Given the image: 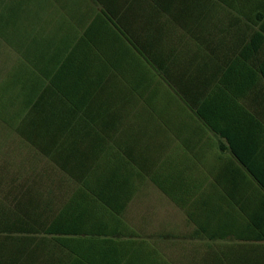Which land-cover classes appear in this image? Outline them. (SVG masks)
Segmentation results:
<instances>
[{"label": "crops", "instance_id": "1", "mask_svg": "<svg viewBox=\"0 0 264 264\" xmlns=\"http://www.w3.org/2000/svg\"><path fill=\"white\" fill-rule=\"evenodd\" d=\"M167 6L158 5L156 0L43 1L45 9H66L69 30L73 29L68 35L75 43L86 40L104 47L106 42L105 50H94L104 56L156 58L154 70L161 85L171 89L181 109L186 107L190 114L187 121L195 126L187 129L186 145L172 139L165 154L158 156L161 161L169 153L172 165L179 160L186 163L188 202L201 199L205 209H234L241 215V207H247L255 210L251 215L264 218V209L259 205L262 200H257L264 199V0H176L170 4L174 17L168 16ZM48 57V51H36V60L26 65L33 69L45 66ZM76 82L74 86L67 83L66 89L73 90L70 96L78 99L83 92L82 88L78 92V77ZM116 89L114 81H106L103 87L96 88L91 99L87 95L85 102L102 106V117L112 119L105 108L111 105V111L121 101V92ZM184 90L185 97L180 93ZM201 111L203 116L199 115ZM92 118L99 116L78 113V124ZM71 128L52 134H35L29 129L22 133L11 128V136L28 149L23 161L32 169L60 167L50 158L58 151L70 156L65 159L68 167L73 163L78 167V162L88 159V153L100 152L99 156L113 143L111 138L103 140L108 130ZM111 133L112 136L114 132ZM43 182L52 187H71L33 197L40 200V205L28 203L19 214L27 218L58 214L74 196L72 190L78 184L69 176L44 178ZM149 182L144 181L122 214L124 229L134 230L133 235L57 234L50 230L49 221L46 225L19 226L0 235V244L8 246L2 253L9 254L5 258L8 260H0V264H193V260L203 259L209 248L218 251L220 257L222 250H232L243 260L264 259V239L252 235L264 232V225H218L216 232L226 236L196 235L184 211L168 196L172 220L147 223L141 219L139 209L131 204ZM179 210L187 226L185 237L179 232ZM83 240L90 249L85 255L80 249ZM145 246L154 250L153 257L157 252L159 260H144Z\"/></svg>", "mask_w": 264, "mask_h": 264}, {"label": "trees", "instance_id": "2", "mask_svg": "<svg viewBox=\"0 0 264 264\" xmlns=\"http://www.w3.org/2000/svg\"><path fill=\"white\" fill-rule=\"evenodd\" d=\"M43 1L2 0L0 39L17 52L24 64L36 60V51L49 52L48 59L44 58L46 65H36L34 69L37 76L32 82L34 88H28L24 95L26 99L22 111H19L18 119H15L17 122L20 119L19 123L10 121L9 126L22 133L29 129L35 134H52V131L69 127L98 128L108 130L103 140L106 137L109 140L111 138L113 143H109L108 151L99 156L100 152L88 153V159L78 162V167H75L74 163L68 167L65 159L70 156L60 151L53 152L50 156L53 162L60 166L57 168H34L29 172L21 168L8 171L6 167H1L0 235L19 226L33 223L46 225L48 221L50 230L57 234L133 235L134 230L124 229L126 224L122 214L146 180L155 184L184 211L187 220L194 225L196 235H206L209 238L226 236L227 233L216 232L218 225L247 222L264 225V218L251 215L256 212L247 207H241V215L234 209L215 212L209 207L205 209L201 199L188 202L184 182L188 176L186 163L179 160L172 165L169 153L163 160H158V156L165 154L163 151L171 145L172 139L179 145H186L187 129H194L195 126L187 121L190 114L186 107L181 109L171 89L161 85V79L154 70L156 58L104 56L94 50H105L106 42L104 47L100 46L99 42L86 40L75 43L74 38L68 35L73 29L69 30L66 9H45ZM185 1L178 0L180 3ZM171 2L174 4L176 0H156L158 5H168V16L174 13L170 10ZM76 77L78 92L80 88L83 92L78 99L70 96L73 95V90L66 89L67 83L73 86L77 83ZM168 77L169 74L167 79L170 81ZM106 81H114L118 88L116 91L121 92L118 93L121 101L111 111V105L105 108V111L108 109L109 116H112V119L108 120L102 117V106L85 102L87 95L91 99L96 88L103 87ZM180 93L186 96L185 90ZM17 101L20 102L21 99ZM17 101L14 103L16 107ZM78 113L96 115L99 119L80 120L78 124ZM199 115L203 116L202 111ZM201 126L200 124L198 127ZM111 132H114L112 136ZM33 138L30 137V140L35 142ZM70 155L74 157L75 153ZM3 169H6L5 175H2ZM254 175L263 178L259 174ZM55 176H69L78 182L72 190L76 199L72 195L67 205L49 218H27L19 214L18 211L27 208L28 203L40 205V200L32 199L33 197L46 191L57 189L58 192H63L65 188H69L65 184L53 187L44 184V178ZM262 187L264 188V184ZM258 199L262 200L259 205L264 209V199ZM74 210L78 212L73 213ZM233 234L238 237L251 236L243 233ZM252 235L255 239H264V232ZM84 242L83 240V246L80 248L82 255L90 251L89 247L84 246ZM7 248V245L0 244V260H8L5 258H8L9 254L2 253V250ZM142 250L145 254L144 260H159L157 252V256L153 257L154 250L149 246ZM222 254L220 257L218 251L209 248L206 256L201 260H193V264H264V259L243 260L242 256H234L232 250H222Z\"/></svg>", "mask_w": 264, "mask_h": 264}, {"label": "rangeland", "instance_id": "3", "mask_svg": "<svg viewBox=\"0 0 264 264\" xmlns=\"http://www.w3.org/2000/svg\"><path fill=\"white\" fill-rule=\"evenodd\" d=\"M1 6L2 0H0V8ZM30 66L22 63L17 52L0 39V168L6 167L8 171H15L18 168L29 172L33 170L31 167L28 168V165H25V161H23L28 149L17 137L11 136L12 130L9 126V122L18 119L19 111H22L27 89L32 87L30 88L32 90L34 88L32 84L34 69ZM19 99H21L20 102L17 101ZM16 101L17 107L14 106ZM5 170H2V175H5ZM66 189L68 188H65V191ZM171 204L172 201L149 182L136 194L131 205L139 209L140 218L145 219L147 223L157 219L161 223L165 219L172 220ZM179 215V232L182 236L187 226L182 219L181 210H179ZM136 219L137 224H139L138 216Z\"/></svg>", "mask_w": 264, "mask_h": 264}]
</instances>
